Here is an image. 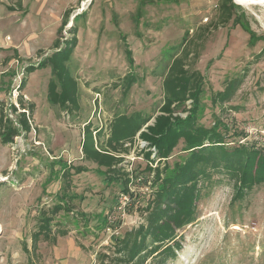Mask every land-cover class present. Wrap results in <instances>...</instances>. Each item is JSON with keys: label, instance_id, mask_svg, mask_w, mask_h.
Segmentation results:
<instances>
[{"label": "rangeland", "instance_id": "rangeland-1", "mask_svg": "<svg viewBox=\"0 0 264 264\" xmlns=\"http://www.w3.org/2000/svg\"><path fill=\"white\" fill-rule=\"evenodd\" d=\"M218 2L0 0V108L15 125L23 112L19 97L34 105L30 133L20 132L9 146L0 144V264H101L102 255H109L124 233L142 222L139 214L151 193L149 184L130 185L129 195L119 183L106 186L104 169L82 159L83 128L105 129L117 114L156 110L162 77L185 35L207 37L194 65L205 83L200 122L210 127L218 117L229 129L227 141L264 148V56L255 61L264 47V7H243L232 0L237 6L233 18L251 34L249 42V35L232 21L208 28L216 21ZM74 19L77 46L68 69L79 85L80 108L71 113L46 100L49 68L29 74L25 70L50 56L55 43L62 47L71 37ZM124 41L132 53V69ZM243 74V83L223 110L210 104L212 91ZM126 76L136 79L128 91ZM141 146L134 143L125 157L127 171L144 169ZM181 147L170 162L182 157ZM78 166L85 171L69 180L62 177L68 167ZM58 203H67L70 211L53 219L56 242L41 241L33 250L39 212ZM101 213L107 215L105 222ZM178 235L182 249L165 264H264V186L233 204L226 181L216 184L198 201L196 221Z\"/></svg>", "mask_w": 264, "mask_h": 264}, {"label": "trees", "instance_id": "trees-1", "mask_svg": "<svg viewBox=\"0 0 264 264\" xmlns=\"http://www.w3.org/2000/svg\"><path fill=\"white\" fill-rule=\"evenodd\" d=\"M237 8L232 0H219L218 15L213 30L232 21L248 35L242 24L233 18ZM70 9L63 13L61 25L65 26ZM137 16H140V10ZM76 19L69 33L71 37L62 47L55 43L54 52L36 65L26 68L27 74L36 69L49 68L50 79L46 86V100L50 106L71 113L79 110V85L70 74L68 63L77 46ZM207 37L203 34L185 35L174 48L167 69L162 77V101L151 114L140 111L117 114L106 128H91L86 124L81 141L82 159L104 169L101 172L106 186L119 183L121 192L129 195L130 185L142 182L149 184L151 193L140 211L142 222L124 233L113 246L109 255H102L101 264H165L182 249L178 231L197 219V203L216 184L226 181L232 190V203L242 201L255 188L264 186V148L255 142L232 143L227 141L229 129L220 118L214 117L210 127L200 122V113L205 110L202 101L204 77L194 69L201 46ZM264 42V38L261 40ZM124 54L132 69L134 60L126 42ZM264 56V47L255 56L259 61ZM245 79V74L226 82L224 88L212 91L210 104L223 110L230 103ZM132 76H126L125 91L135 83ZM19 88H22L20 85ZM18 104L23 112L17 114L14 123L0 108V144L9 146L20 132L30 133L33 104H24L21 97ZM11 112L17 113L14 106ZM231 110L239 112L238 108ZM181 113L186 114L185 117ZM134 143H143L140 156L145 167L140 173L136 169L127 171L122 163ZM181 145L182 157L170 162L174 150ZM62 177L69 180L73 174L85 171L81 166L68 167ZM72 171V172H71ZM217 176V178H216ZM67 203L54 204L41 210L36 231L31 236L32 249L39 242L54 244L56 235L51 224L60 212H69ZM110 211V210H109ZM107 211V212H109ZM102 216L105 222L107 215ZM66 236V231H59Z\"/></svg>", "mask_w": 264, "mask_h": 264}, {"label": "bare ground", "instance_id": "bare-ground-1", "mask_svg": "<svg viewBox=\"0 0 264 264\" xmlns=\"http://www.w3.org/2000/svg\"><path fill=\"white\" fill-rule=\"evenodd\" d=\"M236 4L243 7L261 6L264 7V0H234Z\"/></svg>", "mask_w": 264, "mask_h": 264}, {"label": "built area", "instance_id": "built-area-1", "mask_svg": "<svg viewBox=\"0 0 264 264\" xmlns=\"http://www.w3.org/2000/svg\"><path fill=\"white\" fill-rule=\"evenodd\" d=\"M140 145H142V146H143L144 144H143V143H140ZM142 146H141V147H142Z\"/></svg>", "mask_w": 264, "mask_h": 264}]
</instances>
